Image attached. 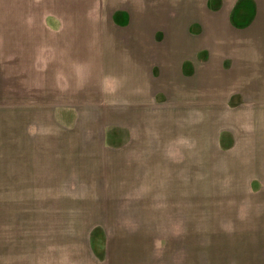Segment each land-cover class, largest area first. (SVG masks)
Wrapping results in <instances>:
<instances>
[{
    "label": "rangeland",
    "instance_id": "rangeland-1",
    "mask_svg": "<svg viewBox=\"0 0 264 264\" xmlns=\"http://www.w3.org/2000/svg\"><path fill=\"white\" fill-rule=\"evenodd\" d=\"M192 1L0 0L1 242L18 241L27 222L39 220L34 216L41 213L106 209L163 211L175 215L165 214V221L173 225L164 226L166 241L189 236L197 245L211 243L209 232L222 233L234 223L228 219L234 215L232 211L246 205L253 208L252 202L242 201L249 199L246 194L264 195V186L248 191L244 179L235 176L239 165L233 154L205 153V136L214 142L225 122L220 123L216 108L207 104L205 93L211 88L205 90L204 54L191 48V40L202 36L193 33L189 42L185 38L179 41L182 35L175 24L167 31L163 24L168 21L161 15V10L174 5L191 14L193 8L188 11L185 5ZM217 1L208 2L216 7ZM76 3L80 4L77 11L63 9L67 4L74 8ZM126 7L136 12L130 16L132 21L140 18V12L146 16V27L133 38L126 35V26L117 28L116 36L123 37V42L114 43L108 52L120 57L106 61L91 57L99 44L110 46L105 35L108 14L116 18ZM76 33L83 42L74 41ZM195 43L197 49L203 45V41ZM183 58L196 61L191 73L182 69L185 76L178 75ZM136 102L142 103L138 118L143 123L135 127L132 121L129 126L139 136H134L130 155L123 149H107V170L102 168L99 154L87 152L88 146L82 153L79 147L66 146L64 139L57 145L48 132L56 130L60 135L62 130L75 129L96 141L102 129L108 133L115 128L121 138L116 134L106 140L112 142L110 146L119 144L131 121L123 112L109 114L108 110L114 103ZM31 128L40 132L31 133ZM221 157L232 160L221 162ZM240 165L244 167V163ZM172 230L179 232L169 234ZM142 236L151 239V234L147 239ZM214 236L234 241L227 233H213L212 239Z\"/></svg>",
    "mask_w": 264,
    "mask_h": 264
},
{
    "label": "crops",
    "instance_id": "crops-1",
    "mask_svg": "<svg viewBox=\"0 0 264 264\" xmlns=\"http://www.w3.org/2000/svg\"><path fill=\"white\" fill-rule=\"evenodd\" d=\"M193 1L185 5L188 11L193 8L191 14L182 11L180 5H174L161 10V15L168 21L163 24L167 31L172 27L171 24H175L176 29H173L182 35L179 41L185 38L189 42L193 33L195 36H202L200 39L191 40V48L194 47L196 52L202 51L204 54L203 68L208 79L205 90L211 88L205 93V96H209L207 104L216 108L220 123L225 122V125L220 124L214 142L209 136H205V153L213 151L220 153V156L233 154V160L239 165L235 176L244 179L243 185L248 191L256 185L264 186V0H232L231 3L218 0L216 7L209 5V0H202L200 3L196 0L198 5ZM63 9L77 11L80 4L76 3L74 8L67 4ZM123 10L124 12L116 14V18L108 14L110 20L105 21L108 28L105 29V32H108L105 34L106 39L113 45L110 43L109 47L103 48L99 44L97 54L91 57L105 61L106 58L120 57L108 52L115 46L114 43L123 42V37L120 39L116 36L117 28L126 26V35L133 38L138 30L142 31L141 29L146 27V16H142L141 12L140 18L132 21L130 16L136 12L130 11L129 7ZM77 15L78 12L76 18ZM123 18L124 23L121 22ZM77 24L79 25L80 21ZM74 36V41H84L80 33ZM65 37L66 42H70L67 36ZM195 41H203V45L197 49L198 43ZM175 46L178 54L179 45ZM129 55L137 57L136 54ZM180 61L182 65L178 66V75L185 76L184 68L187 69L186 74L193 71L196 61L185 58ZM183 85L185 86V83ZM172 102L179 105L191 104L183 101ZM95 103L97 101L91 102ZM141 104H112V108L108 110L109 114L123 112L125 119L131 121L124 131L123 139L113 146L109 145L110 141L106 138L117 137L115 128L108 133L105 132L107 129H102L96 141L87 136L89 133H79L75 129L68 132L62 130L60 135L55 133L56 130L48 132L53 135L51 137H54L57 145L63 143L59 139H64L66 146L79 147L82 153L86 152L85 146H88L87 152L99 154L101 164L104 165L102 168L107 170V149L112 148L116 152L123 149L131 154L128 151L136 143L133 140L137 134L134 135L133 126L129 125L135 121V127L137 123L142 126L143 118H138L142 114L138 108ZM46 118L48 120V116ZM29 132L38 134L40 131L31 128ZM120 136L118 135L119 138ZM85 137L89 139L85 141ZM93 144L95 150L92 149ZM226 158L221 157V162H231L232 159ZM240 163H244V167ZM256 178L263 181L256 183ZM246 195L249 199L242 201L252 202L253 208H247L249 205H246L241 210L232 211L234 215L228 219L234 223L229 229L221 230L222 233L218 230L209 232L211 243L206 241L198 245L193 237L189 236L184 238L187 241H166L164 226L173 225L172 221H165V214L175 215L163 211L105 209L55 210L41 213L43 215L34 216L40 218L39 220L27 222V227L22 225L26 231L20 232L18 241H0V264H264V195ZM255 196L260 197L258 199L254 198ZM22 232L26 234L22 235ZM172 232L178 234L179 230H172L169 234ZM184 233L186 234L185 231ZM213 233H227L234 241L228 242L225 241L226 237L218 236L212 239ZM147 234H151V239L143 240L141 235L147 239ZM138 236L142 240H138ZM129 237L133 240H128Z\"/></svg>",
    "mask_w": 264,
    "mask_h": 264
}]
</instances>
